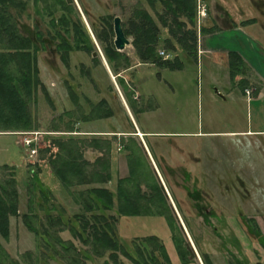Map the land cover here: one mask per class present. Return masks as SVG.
Here are the masks:
<instances>
[{
    "label": "rangeland",
    "instance_id": "rangeland-1",
    "mask_svg": "<svg viewBox=\"0 0 264 264\" xmlns=\"http://www.w3.org/2000/svg\"><path fill=\"white\" fill-rule=\"evenodd\" d=\"M14 1L25 3L21 12L15 7L9 9L21 34L33 38L39 31L46 45L37 55L38 77L43 87H39L35 99L29 104L32 128L0 130V180L8 174L3 166H12L18 190L19 216L10 218L8 240L0 237L10 259L19 264H71L72 252L65 253L54 240H48L49 245L44 244L27 230L21 218L29 212L36 215L33 218L38 219L32 218L31 221L39 230L47 226L44 217L47 213L61 214L67 220L82 212L48 165L49 157L58 153L54 141L72 137L68 134L71 126L74 135H80L75 138H84L86 142L93 138L111 142V153L115 158L120 157V166L115 162L111 181L102 187L112 193H116L119 179L130 177V169L147 175L137 179L143 192H147V187L152 184L150 174L158 178L168 197L166 207L172 210L176 221L174 237L188 243L191 253L187 256L189 262L180 260L168 221L159 216L154 206L152 215L118 218L116 230L121 244L128 246L136 238L156 236L165 246L172 264H204L203 255H207L212 264L241 261V264H264V248L249 233L255 227L264 237V146L260 147L261 137L256 133L241 137L246 131H263L264 117L261 120L256 118L255 109L250 111L241 92L235 90L232 96L225 97L230 89V83L224 84L225 74L217 71L213 74L208 57L199 58L202 28H197V63L177 47L175 53H165L170 60L177 57L182 62L181 70L140 64L131 45L132 37L128 36L130 45L120 52L128 63L121 60L119 68L113 70L96 32L104 27L105 21L113 29L115 17L121 19L124 28L139 8L148 11L158 23L155 12L145 0H72L71 12L64 11L60 4L66 0ZM201 2L207 6V17L202 21V27L207 28L209 24L205 20L208 16L220 13L214 14L212 0ZM255 2L261 6L248 2L245 10H251L255 15H246L242 32L250 40H264V7L258 0ZM63 16L72 24L78 23L89 37L92 55L72 51L67 63L61 60L55 48L58 39L53 37L56 32L63 34L65 28L62 24L57 25ZM71 28L68 26L70 33L64 36L74 45ZM211 31L213 29L205 35ZM167 38V31L161 28L159 57ZM114 39L113 33L111 41ZM214 75L220 77L223 84L212 83ZM102 100L106 102L110 115L93 118L91 106ZM83 114L87 119L82 118ZM137 129L147 133L143 140L132 134ZM85 130L131 134L114 137L93 132L77 133ZM32 133L43 135L35 136L37 153L31 158L22 141L34 137L28 136ZM88 158L93 161L95 157ZM32 175L38 182H32ZM41 190L46 201L41 197ZM195 190L202 198V213L214 214L209 217L208 224L188 195ZM47 191L51 193L47 194ZM59 227L62 226L50 228L56 232L55 238L71 242L77 250L87 249L72 238L69 231L58 233ZM77 261L86 264L84 259ZM102 261L94 259L87 264H101ZM120 261L132 264L121 256Z\"/></svg>",
    "mask_w": 264,
    "mask_h": 264
},
{
    "label": "trees",
    "instance_id": "trees-1",
    "mask_svg": "<svg viewBox=\"0 0 264 264\" xmlns=\"http://www.w3.org/2000/svg\"><path fill=\"white\" fill-rule=\"evenodd\" d=\"M145 1L155 12L159 24L148 11L139 8L127 20L125 27L122 26L126 37H132L131 45L140 63L172 71L182 69L183 64L177 57L173 60H165L158 56L161 28L168 34L164 42L165 52L175 53L178 47L189 59L197 63V0ZM60 4L64 11L71 12V6L67 2ZM11 7L21 12L25 8V3L0 0V130L4 132L13 129H30L33 126L29 104L35 99L39 87H43L38 77L37 55L41 49H45L46 45L39 31L35 32L33 38L21 34L17 21L9 14ZM59 24L65 28L63 34L56 32L53 38L58 39L55 48L62 61L67 63L68 55L72 51H82L92 55L89 37L78 23L72 24L68 18L63 16L60 22H57V25ZM52 26H55L54 22ZM68 26H72L74 45H71L64 36L70 33ZM111 35H113V29L108 21H105L104 27L96 32L99 42L104 45L103 51L108 63L113 70H117L121 60L127 63L128 61L115 50ZM228 66L231 81L236 76L243 75L244 70L241 67L245 66L236 53L228 55ZM244 85L245 82L242 80L241 92H244ZM106 105L104 100L92 105L93 118L109 116L110 112L106 110ZM82 118L87 119L84 114ZM72 129L70 126V133L74 132ZM54 142L58 153L56 156L49 157L48 165L71 199L81 207L82 212L73 214L67 220L61 214L55 216L47 213L44 216L47 226L39 230L33 226L31 221L36 215L29 214V212L21 216L27 230L46 245L50 244L48 240H54L65 253L72 252V256L69 257L71 264H79L77 260L83 259L86 264L94 259L103 260L101 264H122L120 256L132 264H172L165 246L156 236L140 240L136 238L128 246L119 242L116 230L118 218L152 215L151 208L154 206L156 211H159V216H164L168 221L172 240L175 241L174 247L180 260L183 263L189 262L187 256L191 252L188 243H184L181 238L174 237L176 221L171 213L172 210L166 207L168 198L154 175L150 174L152 184L147 187V192H143L137 179L147 175L143 174L144 172L137 174L130 169V177L119 179L116 193H112L109 189L102 187L111 181V142L98 138L86 142L85 139L74 137L57 139ZM87 148L98 151L101 156L89 162L84 158ZM3 169L8 170V174L0 180V237L8 240L10 218L19 216L18 190L13 169L7 165H4ZM34 177L35 175H32L30 178L32 182H38ZM32 186L29 189H32ZM41 191V197L46 201V195L43 190ZM50 193L47 191V194ZM115 198L117 200H114ZM54 225L63 227L57 229L58 233L69 231L72 238L87 249L77 250L71 242H63L58 237L55 238L53 235L56 232L50 231ZM251 230L250 235L260 241L264 248V237L260 231L255 227ZM202 259L204 264H212L207 255H203ZM0 264H19L16 260L10 259L1 242Z\"/></svg>",
    "mask_w": 264,
    "mask_h": 264
},
{
    "label": "crops",
    "instance_id": "crops-1",
    "mask_svg": "<svg viewBox=\"0 0 264 264\" xmlns=\"http://www.w3.org/2000/svg\"><path fill=\"white\" fill-rule=\"evenodd\" d=\"M255 1L256 0H212L214 14H216L218 11L220 14L218 13L219 15L217 14L214 15V17L208 16V18L205 21L208 22L209 27L203 28L202 25L200 27L203 28L202 31L203 35L199 44L200 45L199 58L200 56L203 57V55L204 56L206 55L208 57L210 61L209 65H211V68L213 69L212 70L213 74H216L215 71L223 72L225 74L224 84L230 83L228 84L230 89L228 90V93H226L225 96L226 98L232 96L233 94L232 92L235 90L241 92L240 85L242 83V80H244L245 89L244 92H241L243 94V98L246 101H248L247 103L248 105H250L249 106L250 111L252 108H254L256 118L261 120V118L264 117V40H250L242 32V30H244L243 29L244 23H246V21L244 22L246 15L247 16L249 15L251 16L252 14L255 15L253 11L251 10L247 11V9L245 10V8H247L248 2L250 4H255V6H261L258 5ZM258 2L262 4L264 7V0H258ZM231 4L233 5V7L231 6ZM243 10H245V12ZM259 16L262 15L260 14ZM221 24L222 26H219ZM210 29H213V31L208 32L207 35H205V32H207ZM230 53H236L243 61V64L246 68L243 75L236 76L233 81L230 80L229 66H228V55ZM119 77L122 78V76ZM212 83H214L215 85L223 84V80L220 77L214 75ZM246 92H248V94L250 92L249 96L246 95ZM232 99L234 100L236 98H232ZM74 132L68 133L70 134L69 136L72 137L80 136V135H74ZM92 132L95 134H100L101 136H114V137H126L127 135L131 134V133H122V132L98 133L96 131H88V130L78 131L77 133L93 134ZM250 133H256L257 136L261 137L259 142L263 143L264 130L263 131L257 130L254 132L246 131L245 133H241L244 134V136L241 137H249ZM132 134H137L139 138L143 140V136H145L147 133L137 129V131H135ZM80 139H84V138H80ZM262 143L260 144L261 148H263L264 146L262 145ZM87 156L88 157L94 156L95 157L94 160H95L96 158L100 157L101 154L98 151H95L91 148H87L84 152V158L89 162L94 161V160L93 161L89 160ZM110 161H112L111 173H113L115 162H117L118 166H120L119 164L120 157L115 158L113 156V153H111Z\"/></svg>",
    "mask_w": 264,
    "mask_h": 264
},
{
    "label": "built area",
    "instance_id": "built-area-1",
    "mask_svg": "<svg viewBox=\"0 0 264 264\" xmlns=\"http://www.w3.org/2000/svg\"><path fill=\"white\" fill-rule=\"evenodd\" d=\"M206 17H207V6H206V4L201 2V0H197L196 23H197L198 29L200 28V26L202 25V21ZM159 54H160V56L164 57L165 59L169 58L164 52H160ZM247 94H248V92H247ZM41 135H43V134L42 133H32L28 136H34V137H28V138L23 139V141H22L23 148L26 150V152L28 153V155L31 158L33 156H35L37 153L36 148L34 147L37 144V142H36L37 138H35V136H41Z\"/></svg>",
    "mask_w": 264,
    "mask_h": 264
},
{
    "label": "water",
    "instance_id": "water-1",
    "mask_svg": "<svg viewBox=\"0 0 264 264\" xmlns=\"http://www.w3.org/2000/svg\"><path fill=\"white\" fill-rule=\"evenodd\" d=\"M113 31L115 38L113 41L114 48L116 51L121 52L125 49L126 46L130 45V42L127 39L121 26V19L118 17H115L113 20Z\"/></svg>",
    "mask_w": 264,
    "mask_h": 264
},
{
    "label": "flooded vegetation",
    "instance_id": "flooded-vegetation-1",
    "mask_svg": "<svg viewBox=\"0 0 264 264\" xmlns=\"http://www.w3.org/2000/svg\"><path fill=\"white\" fill-rule=\"evenodd\" d=\"M70 1V3H69ZM67 4L70 5L73 1L72 0H66ZM122 26V24H121ZM114 33V31H113ZM158 179V178H157ZM159 181V180H158ZM159 185L161 186L160 184V181H159ZM188 195L191 197V199L195 202L194 206L196 207V210H198L199 212H201L202 214V217L204 218V221L205 223H209L208 220H209V217H213L214 214L212 212H210L208 214V212L206 211L205 213H202V209H203V206H201V202H202V198L200 196V194L198 192H196V190L192 193H188ZM168 198V197H167ZM201 216V215H200Z\"/></svg>",
    "mask_w": 264,
    "mask_h": 264
}]
</instances>
